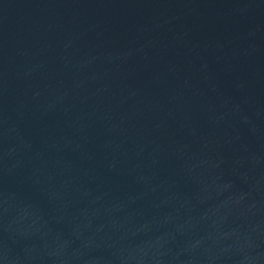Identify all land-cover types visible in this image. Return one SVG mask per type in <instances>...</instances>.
Returning a JSON list of instances; mask_svg holds the SVG:
<instances>
[{"label": "water", "instance_id": "1", "mask_svg": "<svg viewBox=\"0 0 264 264\" xmlns=\"http://www.w3.org/2000/svg\"><path fill=\"white\" fill-rule=\"evenodd\" d=\"M0 264H264V0H0Z\"/></svg>", "mask_w": 264, "mask_h": 264}]
</instances>
